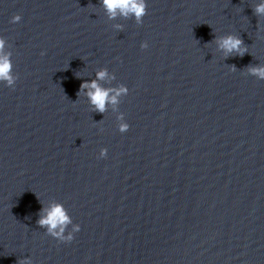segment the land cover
Here are the masks:
<instances>
[{
	"label": "clouds",
	"instance_id": "clouds-1",
	"mask_svg": "<svg viewBox=\"0 0 264 264\" xmlns=\"http://www.w3.org/2000/svg\"><path fill=\"white\" fill-rule=\"evenodd\" d=\"M100 3L110 19H115L118 15L125 19L134 16L136 23L141 24L143 18L147 14L146 0H100ZM252 11L257 17L264 16V0H261L260 3L256 4ZM21 19L22 17L19 14H16L12 16L10 22L18 23ZM116 27L120 28L121 26L117 25ZM214 39L219 49L225 53V57L233 53L238 56H243L245 52H247V47L244 46V42L239 36L227 35L221 38L214 37ZM4 46L5 42L0 38V81H4L9 87H12L15 84L16 78L12 75L10 53H4ZM147 47V42L141 44L142 49H146ZM41 55H43V53H41ZM249 72L252 75L257 76L259 79L264 80V67L252 66L249 68ZM96 75V80H85L80 84L77 97L87 89L86 95L89 98L93 109L100 113H104L106 111V104H117L119 102L118 98L121 95H127L129 89L123 85L118 88H103L97 81L105 79L107 76L106 70H102ZM129 127L130 126L127 122L122 123L119 126V131L124 133L128 131ZM107 151L106 148L102 149L99 158H105L107 156ZM41 212L42 215L37 221L38 225L46 228L48 234L60 242H71L74 238V233L80 231V226L77 225L73 229V232L65 235V230L71 220L67 214V210L61 204H53L48 209L42 208ZM17 264H30V262L27 259H20L17 260Z\"/></svg>",
	"mask_w": 264,
	"mask_h": 264
}]
</instances>
